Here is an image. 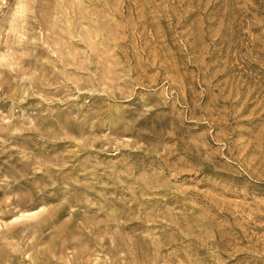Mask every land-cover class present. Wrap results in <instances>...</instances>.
<instances>
[{
    "label": "rangeland",
    "instance_id": "1",
    "mask_svg": "<svg viewBox=\"0 0 264 264\" xmlns=\"http://www.w3.org/2000/svg\"><path fill=\"white\" fill-rule=\"evenodd\" d=\"M0 264H264V0H0Z\"/></svg>",
    "mask_w": 264,
    "mask_h": 264
},
{
    "label": "bare ground",
    "instance_id": "2",
    "mask_svg": "<svg viewBox=\"0 0 264 264\" xmlns=\"http://www.w3.org/2000/svg\"><path fill=\"white\" fill-rule=\"evenodd\" d=\"M34 212V211H33ZM32 213V211L31 212H25V213H22L20 216L21 217H25V216H27L28 214H31Z\"/></svg>",
    "mask_w": 264,
    "mask_h": 264
}]
</instances>
